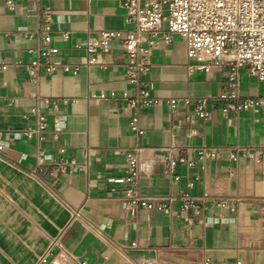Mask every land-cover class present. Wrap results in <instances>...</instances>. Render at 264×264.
I'll use <instances>...</instances> for the list:
<instances>
[{"label": "crops", "instance_id": "0c3cea01", "mask_svg": "<svg viewBox=\"0 0 264 264\" xmlns=\"http://www.w3.org/2000/svg\"><path fill=\"white\" fill-rule=\"evenodd\" d=\"M12 1L0 0V264H264V161L236 152L264 149V106L222 113L232 57L198 63L183 36L164 41L162 23L147 77L160 101L139 115L136 134L121 43L91 56L94 64L83 50L96 31L130 28L123 0ZM52 48L48 72L41 53ZM239 73V94L259 97L257 79ZM187 97L205 98L209 118L196 117L193 103L166 104ZM34 107L47 122L39 134ZM135 147L145 170L138 194L188 192L202 209L181 212L173 202L167 213H133L123 205L129 186L114 179L127 173L124 150ZM203 147L222 151L199 161ZM167 158L185 162L168 175ZM59 161L73 165L57 172Z\"/></svg>", "mask_w": 264, "mask_h": 264}, {"label": "built area", "instance_id": "2783aa9c", "mask_svg": "<svg viewBox=\"0 0 264 264\" xmlns=\"http://www.w3.org/2000/svg\"><path fill=\"white\" fill-rule=\"evenodd\" d=\"M5 5L12 7V0H4ZM126 23L130 26L124 31L101 30L89 36L83 50L89 60L94 64L91 56L98 53H107L114 41H119L126 55L125 75L127 81L133 85L135 93L125 101L126 107L131 111L129 129L142 134L137 127L139 115L159 104V99L151 94L150 83L147 80L151 72L150 57L152 52L160 45L158 39L159 26L166 23L167 32L163 35L164 41H169L171 35H181L185 40L186 54L202 62L204 55L212 58L218 56H231L228 63V86L230 91L221 96L226 102L221 110L238 113L254 107L264 106V0H123ZM46 22L49 18L44 14ZM66 37V35L64 36ZM44 43L50 42V37L43 38ZM56 49H48L41 53L46 71L51 72L53 67L48 63L50 55ZM32 67H39V60L31 63ZM6 66H1L5 70ZM203 69V65L195 66ZM245 69L249 76H253L261 84L262 93L256 98H244L239 94L240 70ZM64 71H68L64 68ZM193 103V113L196 117L207 119L210 111L206 108L205 98H183L180 100L168 99L166 104L169 109L176 108L179 104L190 106ZM35 118L33 133H41L46 129V117L37 107L32 108ZM221 148L203 147L197 149L199 161L215 160L221 154ZM240 155L253 158L257 163L264 161V149L249 148L236 150ZM233 155V154H232ZM234 156V155H233ZM125 162L128 171L125 175L114 179L115 184L129 186L127 196L121 197L120 202L131 212L137 210H158L169 212L173 202L179 203V210L199 211L203 206V199L191 196L188 192H181L176 197H148L137 193L136 186L144 175V166L140 160V148L124 150ZM234 158V157H233ZM183 158H167L165 172L174 173L178 164H183ZM68 165L62 161L55 163L57 172L64 171ZM192 165V164H189ZM177 181L178 177H173ZM224 202H219V205ZM78 216V212H76ZM135 247V243L131 244ZM40 262L46 263L43 257Z\"/></svg>", "mask_w": 264, "mask_h": 264}]
</instances>
